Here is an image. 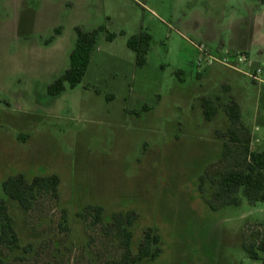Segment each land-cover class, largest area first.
Instances as JSON below:
<instances>
[{
  "label": "rangeland",
  "instance_id": "1",
  "mask_svg": "<svg viewBox=\"0 0 264 264\" xmlns=\"http://www.w3.org/2000/svg\"><path fill=\"white\" fill-rule=\"evenodd\" d=\"M58 26L61 34L46 45ZM76 26L115 37L98 31L82 81L51 97L47 86L69 65ZM140 32L151 41L137 67L126 43ZM199 43L212 51L240 43L249 61L242 67L261 68V82L240 72L206 76L193 65ZM202 98L218 106L212 121L203 119ZM231 98L247 130L240 141L264 150L259 0H0V198L19 246L1 247L0 264H264L241 247L262 232L264 202L208 204L240 150L230 141L223 159L225 139L216 135L230 126ZM18 174L57 175V197L41 193L22 210L2 189ZM87 206L103 208L100 222ZM128 215L125 256L115 219ZM147 229L160 237L152 246L160 253L131 263Z\"/></svg>",
  "mask_w": 264,
  "mask_h": 264
},
{
  "label": "trees",
  "instance_id": "2",
  "mask_svg": "<svg viewBox=\"0 0 264 264\" xmlns=\"http://www.w3.org/2000/svg\"><path fill=\"white\" fill-rule=\"evenodd\" d=\"M264 4V0H259ZM61 26L56 27L44 43L47 45L54 40L55 36L61 34ZM98 31H106L104 27H98L92 31H85L79 26L74 28L75 41L69 54V65L65 71L59 75L52 83L47 86V94L51 97L59 95L65 90V87L74 88L78 85L88 68L90 56L96 43V34ZM115 34L106 31V39L112 40ZM151 41L150 34L140 32L131 36L127 40V46L134 53V61L137 67H142L146 62V54L149 50ZM202 115L205 121H212L218 113V106L214 99L202 98ZM224 112L230 120V126L222 135L216 131L219 138L224 137L223 159L231 155L229 142L240 146L239 152L232 162L230 168L220 173L215 179V187L211 194V200L208 201L212 209L223 208L227 206H239L242 200L249 205L254 206L257 203L264 202V150H251L248 138L242 143L239 138L240 131L247 134V130L241 122V112L234 99H230L224 107ZM204 177L200 178L199 190L203 186ZM59 178L55 174L34 177L27 181L22 174L10 176L2 182V189L5 196L18 203L24 211H29L39 194L48 193L57 197V188ZM241 194V196H239ZM216 201L217 204L212 201ZM86 210L92 211L93 219L96 223L101 221L103 208L101 206H87ZM133 218L129 215L126 218L118 217L115 219V225L118 232L124 239L125 256L129 255L131 233L127 227L132 224ZM160 237L153 230L144 231L143 239L139 245L138 251L130 259L131 263L141 262L146 259H155L159 253V248H152L158 245ZM4 247L10 251L18 249V236L15 231L14 222L10 215L8 203L4 198H0V248ZM241 247L245 254L253 260H264V224L262 232L251 241H243Z\"/></svg>",
  "mask_w": 264,
  "mask_h": 264
},
{
  "label": "built area",
  "instance_id": "3",
  "mask_svg": "<svg viewBox=\"0 0 264 264\" xmlns=\"http://www.w3.org/2000/svg\"><path fill=\"white\" fill-rule=\"evenodd\" d=\"M196 49V56L193 64L196 68L212 66H222L236 72H240L256 82H261L259 75L263 72L261 68H256L251 72L243 68L249 64L248 57L242 52L212 51L205 44H193Z\"/></svg>",
  "mask_w": 264,
  "mask_h": 264
},
{
  "label": "crops",
  "instance_id": "4",
  "mask_svg": "<svg viewBox=\"0 0 264 264\" xmlns=\"http://www.w3.org/2000/svg\"><path fill=\"white\" fill-rule=\"evenodd\" d=\"M74 41H75V38H74ZM73 41V42H74ZM236 44V48H228L226 49L225 51L228 50V52H238L241 50V44L240 43H235ZM48 45V44H47ZM74 45V44H73ZM238 46V47H237ZM73 48V47H72ZM72 48L70 49L69 52H71ZM222 47H220L219 49H217V51H223L221 49ZM213 50V49H212ZM70 54V53H69ZM195 59V58H194ZM193 59V61H194ZM194 65V64H193ZM221 68V69H220ZM202 73H204L206 76H210L209 74H215V75H220V74H224L226 75L225 73H236V71H233L231 69H228V68H225V67H222V66H212V67H205L203 68V70L201 71ZM200 75V74H198ZM221 86H225L226 88H232L231 86V83H227V82H224L221 84ZM234 100L236 101V103L238 104L239 108H240V112H241V107H240V104L239 102L236 100V98H234Z\"/></svg>",
  "mask_w": 264,
  "mask_h": 264
}]
</instances>
